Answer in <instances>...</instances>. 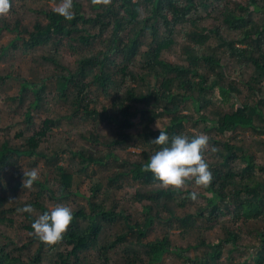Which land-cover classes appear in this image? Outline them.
<instances>
[{
	"label": "rangeland",
	"instance_id": "rangeland-1",
	"mask_svg": "<svg viewBox=\"0 0 264 264\" xmlns=\"http://www.w3.org/2000/svg\"><path fill=\"white\" fill-rule=\"evenodd\" d=\"M74 1L81 3L86 15L94 16L98 12L91 9L90 0ZM56 3L58 0H11L8 13L0 15V27L7 24L11 28L17 26L19 30V34L13 30H4L0 33V144L5 139L11 145L19 146L25 142L27 136L41 128L46 118L57 120V125L41 143L40 152L45 156L18 158L14 165L0 173V197L3 198L0 205V219H6L0 223V252L15 258L16 264H60L58 254H67L71 247L62 241L54 249H50L48 243L40 240L34 232L27 229V226H31L32 223L27 219V215L37 218L42 211L34 205L31 212L24 211L23 207L25 204L38 200L48 209L56 204H67L73 212L79 209L88 211V202L95 189L98 192L92 199L96 202H104L107 208H113L116 213L121 212L128 216L126 223L130 226L134 223L142 225L144 204H151V213L157 212L161 217L154 219L141 242L137 241L135 233L128 232L122 219L119 218L114 223L99 219L101 230L96 243L78 255L76 264H123L125 257H131L132 252H136L145 264L147 257L142 244L146 242L167 236L173 248L184 249L195 247L203 240L208 243H218L219 240L227 238V228L237 232L239 238L236 247L230 244L224 248L222 257L216 264H256L255 254L261 246V238L258 237L257 230L264 228L263 221H259L256 226L257 222L237 219L231 212L221 215L215 224L204 218H195L193 227L183 228L177 217L186 216L188 212L194 213L200 206L206 204L204 197L198 195L196 199L189 200L185 207H180L176 200L152 202L147 197L152 195L156 188H165V186L160 182L145 184L141 180H133L129 174L122 173L124 170L127 171L131 162L143 160L144 153L151 155L154 149L158 148L157 144H153L154 137H150L149 142H143L138 133L151 129L156 133V137L159 128L163 130L170 123V116L162 114L149 119L143 118L144 114L137 112L132 117L135 125L125 129L115 119L108 121L104 115H112L116 117V120H121L123 117L119 111L113 112L112 103L124 100L128 86H136L137 91L145 90L149 77L146 81H141L137 76L135 80L127 77L120 82L116 79L106 92H101L99 87L88 81L92 74L98 72L97 65H93L86 68L87 76L83 80V84L86 85L80 94L73 83H70L69 88L62 89L64 74L76 72L81 59L100 56V52L107 49L110 41L109 28L101 33L98 28L86 26L92 35L89 37L88 45L78 42L75 39L76 34H73V41L53 35L51 40L43 46L31 50L24 47L22 39H29V33L33 31L36 22L44 26L47 24L44 13L51 11ZM237 4L247 5V0H220V6L214 4L209 9L201 7L191 18H188L189 21L178 25L172 35H169V31L163 23H160L158 38L169 37L172 40L169 48L162 51L161 57L175 64L187 66L189 53L199 55L216 53L215 56L221 60L222 66H219L221 68L217 66L215 71H212L213 67L210 63L201 58L198 63L204 68L210 66L207 70L213 74L222 69L225 70V83H235L240 90V93L233 94L232 99L241 105L245 102L252 103V98L261 97L264 100V76L251 61L247 59L240 61L231 56L229 50L220 47L219 40L216 37L214 39L215 34L209 33L211 30H218V34L227 40L237 41L239 33L230 31L222 18V11L225 8H234ZM140 10V18H142L146 15V11L143 7H140ZM253 19L260 21L261 18L255 14ZM204 28L207 32L202 31ZM78 30H81L80 25ZM195 33L199 35L202 33L209 39L202 44L193 43L191 36ZM78 34L89 35L81 32ZM17 36L21 38L17 39ZM152 44L153 37L147 30L140 39L139 52L134 58L127 61L123 60L121 54L113 53L110 60H113L118 67L126 65L125 72L128 75L143 74L146 71L142 65L144 56L141 54L144 55ZM111 68L115 69V67ZM119 75H121L120 72ZM251 77H257L259 81V83L253 82L255 86L261 88L257 93L258 96L246 85ZM25 82L28 85L23 89ZM34 89L40 91L41 100L38 108L31 106L36 98ZM77 96H82L78 104ZM86 103H88V109L95 108L100 112L99 116L87 114L82 107ZM158 104L161 105L160 102ZM29 108L33 116L31 124L26 122V111ZM103 108H106L108 112ZM227 110H230L229 104H225L216 93L212 94L211 101L203 111V115L210 120L205 122L198 118L200 114L195 113L192 101L188 100L187 108L184 109L188 115L183 122L184 134L189 137L199 133L207 134L209 141L203 149L204 159L209 165L222 167L226 171L230 167L240 170L246 166V162L239 157L224 165L225 160L222 154L225 152L223 148L225 142L241 145L243 153L238 152V154L251 156L256 164L253 172L264 180L262 169L264 166V121H259L257 117L254 123L256 129L240 127L233 132L223 134L216 129L214 120L219 117L218 112L223 113ZM119 131L131 133L127 143L108 145L112 139L120 140ZM75 152L105 157L106 161L103 164L84 165V162L73 154ZM109 152H112L115 158ZM121 160H126L128 163ZM57 162L62 164L67 172L73 174L72 185L66 190L69 192L66 197L60 196L62 184L56 168ZM33 167L37 168L39 179L31 186L23 184V187L17 189V183H23L21 174L24 170L27 171ZM118 176L119 178L115 180ZM42 184L46 185L47 189L42 188ZM50 189L54 191L53 194L58 197L57 199H53ZM182 190L183 194L188 190L204 191L202 186H197L191 181H188ZM137 194H141L144 198L139 201L136 198ZM86 224L87 222H80L81 226ZM257 227L259 228L256 229ZM124 232H128L124 241L103 251V247L111 245L117 236ZM205 253L206 248H192L186 255L202 258ZM36 259L40 262H35ZM159 264H186V262L184 258L168 254ZM211 264L215 263L211 262Z\"/></svg>",
	"mask_w": 264,
	"mask_h": 264
},
{
	"label": "trees",
	"instance_id": "trees-1",
	"mask_svg": "<svg viewBox=\"0 0 264 264\" xmlns=\"http://www.w3.org/2000/svg\"><path fill=\"white\" fill-rule=\"evenodd\" d=\"M90 2L92 3L91 9L98 11L94 16L86 15L82 10L81 3L74 1V16L71 20L64 19L52 10L45 12L47 24L44 26L40 22H36L33 31L29 33V39H22V41L24 47L31 50L47 44L53 35L61 39L68 38L70 41H73L72 35L76 34L75 39L78 42L88 45L89 37L92 35L86 26L98 28L101 33L109 28L110 41L107 49L100 52V56L81 59L79 61L80 66L76 72H68L63 75L64 81L62 84V89H66L69 88L70 83H73L78 88V93L80 94L86 85L83 84V80L87 76L86 68L93 65H97L98 72L92 74L88 81L99 87L101 92H106L116 79L120 80V82L124 81L127 77L135 80L137 76L141 81H146L149 77L150 80H148L145 90L137 91L136 86H128L124 100L112 103L113 112L119 111L123 118L116 120L115 116L104 115L108 121L115 119L126 129L127 127H133L132 117L137 112L144 114L143 118L149 119L167 114L170 116V123L163 130L167 131L169 136L178 133L184 134L183 122L188 117L184 112V109L187 108V101H192V108L195 113L200 114L198 118L208 122L210 120L203 115V111L211 101V95L214 93L225 104H229L230 109L223 113L218 112L219 117L214 120L216 129L221 133L233 132L240 127L256 129L255 120L264 121V100L261 97L257 99L252 98V103L245 102L239 105L232 98L233 94L240 93V90L235 83H225V70L222 69L220 72L213 74V72L207 70L210 66L204 68L203 65H199L198 61L201 58L203 61L210 63L213 67L212 71H215L217 66H222L220 58L215 56L216 53L203 55L189 53L187 66L169 62L161 57L162 51L165 48H169L172 40L169 37L158 38V25L160 23H163L164 27L169 31V35H172L174 29L178 25L189 21L188 18H191L195 11H198L201 7L209 9L214 4L220 6V0H90ZM140 7H143L146 11V15L142 18H140ZM255 14L260 16V21L253 19ZM222 18L230 31L239 33L237 41L227 40L218 34V30H211L209 33L215 34L214 39L216 37L220 42V47L229 50L231 56L236 57L240 61L244 59L251 61L259 70V73L264 76V0H247V5L237 4L234 8H225L222 11ZM79 25L81 26V30H78ZM10 28L9 25L3 24L0 27V33L4 30H13L19 34L17 26ZM147 30L151 32L153 44L144 55L141 54L144 56L142 65L146 72L128 75L125 72L127 69L126 65L116 66L113 60H110V56L113 53H119L123 57V60L129 61L134 58L139 52L140 39ZM202 31L207 32V29L204 28ZM78 32L89 35H79ZM20 38L17 36V39ZM207 39L209 37L203 36L202 33L201 35L195 33L194 36H191L192 42L197 44H202ZM107 63L109 66H106ZM111 67H115V69ZM119 72L121 75H119ZM253 82L259 83L257 77H251L246 85L254 90L258 96L257 93H259L261 88L255 86ZM27 85L26 82L23 83V89ZM34 92L36 98L31 106L38 108L39 101L41 100L40 91L39 89H34ZM81 98L82 96H77L76 103L80 102ZM138 104L141 105L137 106ZM82 107L87 114L99 116L100 112L95 110V108H87L88 103L82 105ZM146 108H149V110H146ZM103 110L108 112L106 108H103ZM32 118V110L29 108L26 111V122L31 124ZM56 125V119L46 118L41 128L27 136L25 142L19 146L11 145L8 140L4 139L0 144V173L14 165L18 158L43 156L44 154L40 152L41 143ZM130 135L131 133L119 131L118 137L120 140L112 139L108 145H125ZM138 135H141L143 142H149L150 137L155 138L156 133L148 129L147 132L140 131ZM94 140L96 141V138ZM157 146L158 148L160 147L158 144ZM158 148H155L154 151ZM223 148L225 150L222 154L225 160L224 165L229 161L241 157L246 162V166L240 170H234L230 167L226 171L222 167L218 168L216 165L212 166L210 164L212 181L207 187H203V192H197L199 196L201 195L205 198L206 204L200 206L194 213L188 212L186 216L177 217L183 228L189 229L193 227L196 222L195 218H204L215 224L221 215L231 212L235 214L233 216L237 219L241 218L244 221L257 222L256 226H258L259 221L264 222V180L253 172L256 167L253 158L247 154L239 155L238 152L243 153V148L239 144L225 142ZM73 154L78 156L81 162H84V165L103 164L106 161L105 157L94 156L92 154L87 155L83 152H75ZM109 154L115 158L112 152H109ZM149 156L144 153L143 160L131 162L127 167V171L124 170L122 173L129 174L133 180H141L145 184L148 182H159L150 171H146L143 168ZM122 162L128 163L126 160ZM56 168L61 177L60 196L66 197V194L69 193L66 190L72 185L73 174L67 172L66 168L58 162L56 163ZM262 169L264 170V166ZM118 178L119 176L115 180ZM41 186L47 189L46 185L42 184ZM21 187H23V183L18 182L16 188L19 189ZM50 191L53 199H57L58 197L53 194L54 191L52 189ZM96 192L98 191L95 189L92 191L91 199L88 202V211L79 209L73 212V220L62 239L52 244L48 243L50 249H54L62 241L71 247L67 254H58L60 264H76L78 255L90 249L96 243L101 230L99 219L108 223H114L119 218L122 219L128 232L135 233L137 241L141 242L145 238L147 229L152 226L154 219L161 217L157 212L151 213V204H144L142 206V210L144 211L142 225L134 223L130 226L126 223L128 216L121 212L116 213L113 208H107L104 202H96L92 199L96 195ZM190 192L192 191L188 190L183 194L182 189L159 187L147 199L152 202L176 200L180 207H185L187 202L192 199L189 196ZM180 194L183 195L179 196ZM136 198L140 201L144 196L137 194ZM2 202L3 198L0 197V205ZM30 204L37 206L42 213L48 210L38 200ZM171 215L173 216L174 214ZM27 219L32 222L35 218L27 215ZM5 220V218L0 219V223ZM82 221L87 222V224L81 226L80 222ZM27 229L33 232L31 226L28 225ZM128 232L118 235L111 245L102 248L103 251H107L108 248H112L116 243L124 241ZM226 233L227 238L219 240L218 243H208L203 240V242L195 247L184 249L173 248L167 236L146 242L142 244L147 257L145 264H159L163 261L164 256L168 254H175L178 257L184 258L186 264H211V262L216 264L222 257L224 248L230 244L236 247L239 238L238 233L230 228L226 229ZM257 235L261 238V246L255 254L256 264H264V228L258 229ZM192 248H206L205 256L193 258L186 255ZM131 254V257H125L123 264H143V261L140 260L136 252H132ZM35 262L40 261L36 259ZM16 263L17 260L15 258H10L0 252V264Z\"/></svg>",
	"mask_w": 264,
	"mask_h": 264
},
{
	"label": "clouds",
	"instance_id": "clouds-1",
	"mask_svg": "<svg viewBox=\"0 0 264 264\" xmlns=\"http://www.w3.org/2000/svg\"><path fill=\"white\" fill-rule=\"evenodd\" d=\"M10 6L11 0H0V15L7 14ZM52 11L71 20L74 16L73 0H58ZM152 141L160 147L152 152L143 168L150 171L163 186L182 189L191 181L197 186L207 187L212 181L211 168L203 154L209 141L207 134L199 133L189 137L178 133L169 136L167 131L159 128L158 135ZM38 179L37 168L24 170V185L31 186ZM197 195L196 191L189 193L192 199H196ZM23 210L31 212L32 205L25 204ZM72 220L73 209L67 204H56L35 218L31 228L40 240L52 244L62 239Z\"/></svg>",
	"mask_w": 264,
	"mask_h": 264
}]
</instances>
